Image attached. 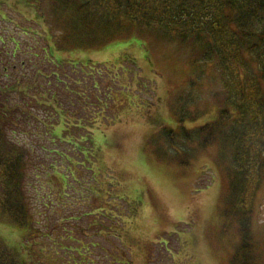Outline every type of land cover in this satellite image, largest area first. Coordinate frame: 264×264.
Masks as SVG:
<instances>
[{
    "label": "trees",
    "instance_id": "1",
    "mask_svg": "<svg viewBox=\"0 0 264 264\" xmlns=\"http://www.w3.org/2000/svg\"><path fill=\"white\" fill-rule=\"evenodd\" d=\"M22 1L43 22L38 26L43 42L33 45L37 51L24 48L34 57L26 72L25 59L17 53L22 47L18 36L0 35V223L23 234L25 252L0 237V264H98L102 256L110 257L108 264H124L118 235L113 237L119 247L108 249L98 242L101 228L94 227L102 222L84 227L77 222L81 215L71 216L76 224L65 221L69 214H63L50 180L54 162H49L51 173L39 171L51 154L61 163L69 151L82 153L66 139L71 127L80 131L78 141L91 143L88 127L103 112L113 82L106 70L60 57L132 36L151 44L155 39L168 42L175 53H184L187 63H210L216 80L212 96L220 104L216 116L196 129H164L162 135L175 144L184 140V152L194 142L217 148L227 176L224 216L235 217L240 232L228 264H259L249 216L264 181V0ZM191 79L170 93L178 123L193 115V94L187 90L194 88ZM61 114L76 122L57 137L52 129ZM65 144L73 147L59 150Z\"/></svg>",
    "mask_w": 264,
    "mask_h": 264
},
{
    "label": "rangeland",
    "instance_id": "2",
    "mask_svg": "<svg viewBox=\"0 0 264 264\" xmlns=\"http://www.w3.org/2000/svg\"><path fill=\"white\" fill-rule=\"evenodd\" d=\"M0 14V35L18 36L22 47L17 53L25 59L27 72L28 60L34 57L24 48L37 51L33 45L43 42L38 27L43 22L22 0H0ZM144 40L132 36L60 57L106 70L113 82H105L111 87L105 108L88 127L91 143L78 141L80 131L71 127L76 120L61 114L52 134L64 137V129L71 127L66 139L77 143L82 153L69 151L70 157L61 163L51 154L39 172L51 173L49 162H54L50 180L63 202V214H69L65 221L76 224L71 216L81 215L77 222L84 227L102 222L94 227L101 228L98 242L108 249L119 247L113 237L118 235L125 248L124 264H228L240 232L235 217L224 216L227 176L217 148H200L194 142L184 152V140L175 144L162 135L164 129H196L216 116L220 104L212 96L213 71L210 63H187L184 53H175L168 42ZM38 57L41 60V54ZM190 77L195 81L194 88L187 89L193 94V115L178 123L170 93ZM72 147L65 144L59 150ZM253 202L249 229L258 262L264 264V181ZM0 237L25 255L18 229L0 223ZM109 259L102 256L98 264H108Z\"/></svg>",
    "mask_w": 264,
    "mask_h": 264
}]
</instances>
